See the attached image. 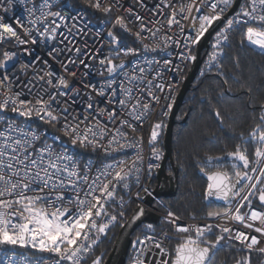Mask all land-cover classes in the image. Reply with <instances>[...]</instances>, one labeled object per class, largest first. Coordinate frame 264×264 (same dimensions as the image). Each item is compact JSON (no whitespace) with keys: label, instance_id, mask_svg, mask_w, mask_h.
<instances>
[{"label":"snow or ice","instance_id":"snow-or-ice-1","mask_svg":"<svg viewBox=\"0 0 264 264\" xmlns=\"http://www.w3.org/2000/svg\"><path fill=\"white\" fill-rule=\"evenodd\" d=\"M87 3L105 13L112 10V5L105 6L103 0H87ZM0 7L3 5L0 4ZM232 7H237L238 10L226 19L224 27L215 35L213 51L208 60L209 69L213 66V62H217L218 57L223 54V42L229 40V33L234 28H238L243 34L240 41L242 45L246 42L264 54V0H199V3L197 0H191L190 3L180 6L178 11L172 7L167 24L169 26L178 25L183 33L184 28L177 20V16L181 15L183 19H187V16L182 14L191 15L195 10L199 15L193 18L195 35L190 37V42L197 44L214 23L224 17L225 11ZM50 8L51 5L45 0L39 7L40 15L30 23L35 25L48 16H59L61 21L65 20V17L61 16L59 12L44 11ZM205 9H207L206 12L203 11ZM36 10V8L29 9V15ZM4 11L7 12L8 9L4 8ZM128 11L131 12L132 9H128ZM3 19L0 16V29H3V32H0V40L8 35L15 37L20 44L28 43L27 40L20 38L17 30L11 24L3 22ZM141 19L139 15L136 16V20ZM197 19L198 27L195 26ZM115 23L131 31L123 16L118 17ZM52 25H55V20L52 21ZM57 27L58 25L45 27L40 35L51 34L52 38H55ZM141 28L144 29L146 26L141 24ZM147 30L152 32V29ZM24 32L30 34L31 29L24 28ZM108 35L113 36L111 32ZM135 35L142 38L139 31ZM152 35L155 36V32H152ZM168 39L165 37V42ZM32 42L35 43V40ZM113 42L119 43L114 36ZM177 43L179 42L177 41ZM147 47L148 45H145V48ZM156 47L159 48L160 45H156ZM76 51L78 52L79 49ZM134 52L135 49L125 50L126 55ZM181 55L185 60H195L194 56ZM15 56L16 53L5 51L3 60H0V69H7L8 63ZM72 62L74 61H70V63ZM101 63L110 65L107 68L109 74L123 66L113 63L111 59L102 60ZM166 63L169 62L166 61ZM143 71L144 69L141 68L140 72ZM5 78H7L6 75ZM135 78L132 77V79ZM49 83H51L50 80ZM113 83L115 81H111L109 87ZM129 83H131V79ZM59 84L67 87V81L63 77L60 78ZM120 88L123 89L126 97V99L118 101L123 106L127 100L133 98L132 89L125 88L122 82ZM100 94L103 95L102 90ZM113 95H116L115 89H113ZM148 95L153 99H159L151 91H148ZM19 96L20 93H15L14 96L6 95L0 100V110H8L11 102L10 110L23 117L35 116L48 124L60 122L61 117L54 114L52 110L55 96H50L47 100L41 97L35 101V105L31 101L18 99ZM92 107L91 103L88 104V108ZM149 107V104H142L139 99H136L135 103L130 105L131 110L128 115L135 116L136 120H140L141 115L137 113L141 109L146 111ZM64 111L66 112L67 109ZM216 115L219 117L220 113L216 112ZM115 117V110L108 113L109 120H113ZM260 120L261 124H257L247 137L240 134L245 145L249 142L257 145L253 154L254 159L250 160L246 148L242 149L240 145H237L235 151L227 154L232 160L231 172L212 171L209 173L205 172L203 167L200 169L205 172L210 181L207 186V195L226 201L229 205L224 212L210 211L208 216L230 219L242 224L246 229L253 230L259 236L221 224L179 225L177 224L178 217L170 211L168 212L169 223L176 228L178 243L169 251L160 241L146 236L143 240H138L142 250L132 264H145L141 257L144 255L143 248L147 242H153L161 254V259L157 264H211L210 253L213 249L221 246L225 234H228L230 240L238 241L249 252L257 251L264 254V247H257L260 245L261 239H264V211L252 207L253 199H257L259 204L264 207V127H262L264 113L261 114ZM64 121L62 130L64 135L70 138L72 145L91 146L94 150L101 147L105 153L135 147L132 142L127 140V133L121 131L120 128L109 131L107 124L97 122L81 129L79 123H69L67 117H64ZM121 124L127 125L133 132L136 130L135 126L127 119L121 120ZM161 128L162 123H156L153 126L150 135L151 142L157 140ZM113 132L114 134H112ZM105 137H109L106 145L101 144V140ZM39 139L40 136L35 130L25 131L24 128L15 126L12 122H7L3 130H0V246L31 248L41 253L54 254L53 264H82L85 255L91 251L93 245L97 244L100 235L106 234L109 226L117 220L116 215L108 212L109 201L115 198L118 186L122 184L123 188H128L127 180L134 170L139 172L137 164L142 162L143 156L138 154L130 161H115L107 164L97 169L94 177H90L87 170L85 174H81L75 157L67 152L57 153L50 145L36 149L35 142ZM152 154L157 160L161 158L154 146ZM223 159L218 156H207L206 163L208 166L218 167ZM148 167L151 169L152 165ZM143 191L147 193L148 189L144 188ZM139 196L140 193H137V197ZM237 197L240 200L233 210L231 204ZM242 208L248 210L242 213ZM143 214L144 209L140 208L135 218H139ZM103 217H107L106 222L98 223V220ZM214 228L219 229L220 235L216 236L213 242L207 240L206 236L214 234ZM7 264H16V262L12 257H9ZM25 264H32V262L26 258ZM37 264H48V262L42 258ZM92 264H102V257H96ZM236 264H250V261L248 257H242L237 260Z\"/></svg>","mask_w":264,"mask_h":264},{"label":"built area","instance_id":"built-area-1","mask_svg":"<svg viewBox=\"0 0 264 264\" xmlns=\"http://www.w3.org/2000/svg\"><path fill=\"white\" fill-rule=\"evenodd\" d=\"M44 2L45 0H0V4L3 5L0 7V16L4 18L3 22L11 24L17 30L20 38L28 41L26 44H20L15 37L8 35L0 40V60H3L5 51L16 53L15 58L8 63L7 69H0V81H2L0 82V100L6 95L14 96L15 93H20L18 99L31 101L35 105V101L41 97L47 100L50 96H55L52 110L54 114L61 117L60 122L57 123L61 132H63L64 117H67L69 123H79L81 129L100 122L107 124L109 131L120 128L121 131L126 132L127 140L132 142L135 147L105 153L101 147L94 150L88 146L83 147L89 151L88 155L75 153L63 147H57L52 142L43 141L41 130L27 123L25 117L19 113L13 112L16 116L21 117L20 119L8 117L4 113L7 110H0V130H3L7 122H12L15 126L24 128L25 131L35 130L40 136V139L35 142L36 149L50 145L57 153L67 152L75 157L80 166L81 174H85L87 170L90 177H94L96 170L107 164L115 161H130L138 154L143 156L142 162L137 164L139 172L134 170L127 180L128 188H123L122 184L118 186L115 198L109 201L108 212L116 215L117 220L109 226L106 234L100 235L97 244L92 246L93 248L108 237L115 226L119 223L123 224L122 218L129 206L136 208L143 204L144 194H151L150 180L162 166L166 124L180 89L183 74L191 63V59L185 60L181 54L185 56L194 55L198 43L191 44L190 37L195 35L193 18L198 17L199 14L193 10L191 15L182 14L187 16V19H183L181 15L177 16V20L184 28L183 33H181L180 27L178 25L169 26L167 19L170 18L172 7L178 11L180 6L190 3L191 0H103L105 6L112 5V10L107 13L111 14L112 17L100 21L90 20L83 9L72 7L68 0H47L51 8L44 11L59 12L61 16L65 17V20L61 21L59 16H48L35 25L31 24L30 21L40 15L39 7ZM4 8H7L8 11L5 12ZM32 8L37 10L29 15L28 10ZM128 9H132V11L129 12ZM229 9L225 11L224 16ZM203 11L206 12L207 9ZM137 15L142 19L136 20ZM120 16L124 17L128 29L131 31L115 23ZM53 20H55V25H52ZM225 22L226 20L224 24ZM141 24L145 25L146 28L142 29ZM198 24L197 19L195 26L198 27ZM224 24L210 40L209 51L204 59L207 64L209 55L213 51L215 35L224 27ZM56 25L58 27L55 38H52L51 34L40 35L45 27H55ZM24 28L31 29V33H25ZM147 29H152L155 36ZM137 31L141 33L142 38L135 35ZM0 32H3V29H0ZM109 32L118 39L119 43L113 42V36H109ZM165 37L169 38L167 42H165ZM33 40L35 43L32 42ZM225 43L223 42V44ZM145 45L148 47L145 48ZM156 45H160V47L157 48ZM76 49L79 51L77 52ZM127 49H135V52L126 55L125 50ZM106 59H111L113 63L123 66L118 67L116 72L109 74L107 68L110 65L101 63L102 60ZM70 61L74 62L70 63ZM141 68L144 69L143 72H140ZM61 77L67 81V87L59 84ZM132 77L136 78L132 79ZM130 79L131 83H129ZM111 81H115V83L109 87ZM121 82L125 88L132 89L133 96L123 106L118 103L119 100L126 99L123 89L120 88ZM113 89H115L116 95H113ZM101 90L103 95L100 94ZM148 91H151L159 99H153L152 96L148 95ZM136 99H139L142 104L150 105L148 110L141 109L137 113L141 115L140 120H136L135 116L128 115L131 110L130 105L135 103ZM90 103L93 105L92 108H88ZM169 105L171 106L169 107ZM10 108L11 102L8 110ZM64 109L67 111L65 112ZM113 110L116 112V117L109 120L108 113ZM124 119L129 120L135 126L134 132L127 125L121 124V120ZM156 123H162V128L159 130L157 140L151 142L150 135ZM108 138L102 139L101 144L106 145ZM153 146L161 156L159 160L152 154ZM149 165H152L151 169H149ZM144 188L148 189L147 193L143 191ZM137 193H140L139 197H137ZM239 200V197L235 198L231 205L233 210ZM204 201L206 203L212 202L207 197V189ZM157 202L162 203L159 200ZM252 207L264 211L263 207L256 204H252ZM226 208L224 207L220 212H224ZM247 210V208H242L241 212ZM159 214L161 217L160 226L164 224L163 229L156 235L139 236L133 241L130 250L131 263L142 250L138 240H143L146 236L153 237L155 241H160L166 249L171 250L172 242L177 239L176 228L169 223L168 211L159 209ZM106 220L107 217H103L98 220V223L106 222ZM177 224L200 226L221 224L259 236L253 230L244 228L242 224L225 218L183 219L178 217ZM225 237L228 238V234H225ZM235 242L239 243L238 241ZM257 247H264V239H261V243ZM143 250L144 255L141 258L145 264H157L161 259V254L153 242H147ZM86 256L87 254L84 259ZM9 257H12L16 264H25L26 258L32 264H37L42 258L48 264H53L55 259L54 254L41 253L31 248L21 251L0 248V264H7Z\"/></svg>","mask_w":264,"mask_h":264},{"label":"trees","instance_id":"trees-1","mask_svg":"<svg viewBox=\"0 0 264 264\" xmlns=\"http://www.w3.org/2000/svg\"><path fill=\"white\" fill-rule=\"evenodd\" d=\"M68 1L72 7L83 9L92 21L112 17L111 14L91 7L87 0ZM242 35L238 28L233 29L229 34V40L223 44V54L218 57L217 62L213 63L211 69L206 62L203 63L185 99V104L176 117L172 147L174 161L179 170V188L175 197L164 199L161 204L154 205L161 210L171 211L183 219L207 218L210 211L220 212L224 209L223 206L214 202L204 201L208 183L200 173L202 167L205 168V172H231L232 160L227 154L235 151L237 145H240L242 149L246 148L250 160L254 159L253 154L257 145L252 142L245 145L240 134L247 137L257 124H261L260 116L264 113V54L246 42L242 45L240 43ZM189 68L190 63L183 78ZM216 112L220 113L219 117ZM4 113L8 117L21 118L10 110ZM186 115L187 120L183 123ZM25 120L43 132V141L52 142L57 147H63L75 153L89 154V151L79 144L72 145L70 138L59 130L57 123L48 124L35 116L25 117ZM207 156H218L224 159L220 166L211 167L206 163ZM253 204L261 206L257 199H253ZM134 209L132 206L128 207L124 212L122 223ZM120 226L121 223L111 230L108 237L93 247L82 264H92L98 256L102 257L103 264L117 238ZM148 226L145 224L138 229L133 234V241L139 236L158 234L164 224L158 227L151 225V228ZM213 232L214 234L207 235L206 239L214 242L216 236L220 235V231L214 229ZM176 243L178 239L172 242L171 250ZM0 248L12 251L25 250L12 246H0ZM211 256V264H236L242 257H248L250 264H264V254L249 252L239 243L226 237L221 242V246L213 249ZM130 257L131 251L127 264H131Z\"/></svg>","mask_w":264,"mask_h":264},{"label":"water","instance_id":"water-1","mask_svg":"<svg viewBox=\"0 0 264 264\" xmlns=\"http://www.w3.org/2000/svg\"><path fill=\"white\" fill-rule=\"evenodd\" d=\"M237 10V7L230 8L229 11L225 14L224 18L219 22L214 23L212 28L209 29L208 33H206L205 36L197 44L193 55L195 57V60H191L190 68L186 76L182 80L173 109L166 124L163 139V160L162 166L158 170L156 175V185L154 187L149 185V188H151V194H144L143 204L138 205L134 209L132 214L127 218V220L120 226L117 238L103 264H127L128 256L133 243V234L145 224L156 227L160 226L161 224L159 209L154 205L155 201L170 199L177 195V191L179 188V170L174 161L172 147L173 129L175 124L177 123L176 117L180 108L185 104L187 93L191 90L197 76L200 73L205 56L209 51L211 38L213 37L214 33L219 28H221V26L224 24V21L227 18H230ZM186 120L187 115L185 116L183 123H185ZM168 164L172 166L174 174L167 173ZM200 173L209 184L210 181L208 180V176L205 174V172ZM207 197L217 205L223 207L229 206L226 201L218 200L214 196L209 197L207 195ZM140 208L144 209V214L142 216H139V218H135Z\"/></svg>","mask_w":264,"mask_h":264},{"label":"flooded vegetation","instance_id":"flooded-vegetation-1","mask_svg":"<svg viewBox=\"0 0 264 264\" xmlns=\"http://www.w3.org/2000/svg\"><path fill=\"white\" fill-rule=\"evenodd\" d=\"M192 89V88H191ZM191 91V90H190ZM189 91V92H190ZM189 92L187 93V95L189 94ZM187 95H186V97H187ZM186 99V98H185ZM178 168V167H177ZM167 173L168 174H174V171H173V169H172V166L170 165V164H168L167 165ZM157 175V174H156ZM154 176L151 180H150V185L152 186V187H154L155 185H156V182H157V176ZM208 185V184H207ZM164 199H162V200H159V201H163ZM155 203L157 204L158 202L157 201H155Z\"/></svg>","mask_w":264,"mask_h":264},{"label":"rangeland","instance_id":"rangeland-1","mask_svg":"<svg viewBox=\"0 0 264 264\" xmlns=\"http://www.w3.org/2000/svg\"><path fill=\"white\" fill-rule=\"evenodd\" d=\"M132 264V263H131Z\"/></svg>","mask_w":264,"mask_h":264}]
</instances>
